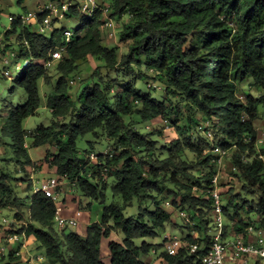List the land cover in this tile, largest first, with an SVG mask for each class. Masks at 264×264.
Masks as SVG:
<instances>
[{"label":"clouds","instance_id":"obj_1","mask_svg":"<svg viewBox=\"0 0 264 264\" xmlns=\"http://www.w3.org/2000/svg\"><path fill=\"white\" fill-rule=\"evenodd\" d=\"M129 2L130 0H22L18 5L17 0H0V155H9V149L14 152L11 160L7 164L0 162V166L10 177H26V183L23 184H14L11 179L0 180V184H8L14 188L8 196L0 195V200L7 203V210L0 208V264H180L181 261L195 264V261L188 262L187 257L205 245L211 250L210 253L196 257L203 264H221V261L223 264H249L255 260L264 264V205L259 200L264 195V188H261L259 182L255 183L254 188L249 185L244 192H241L240 187L253 179L248 171L252 167V160H257V167H264V154L259 152L260 148H264V100L251 101L247 98L249 91L253 96L264 97V88L260 87L264 82L260 79L264 76V63L253 69L250 62L248 68L240 73L239 79H233L231 75L240 68L241 53L245 50L242 46L246 43L244 32H249L247 40L251 39L253 33L261 34L256 25H264V0H258L257 6L251 11H248L251 8L250 0H192L193 8L182 7L184 0H168L170 11L182 13L189 18L182 30H194L193 21L197 28L207 25L209 19L213 23L227 26L228 31L222 33L226 45L222 51L223 58L228 61V76L221 81V87L227 86L225 90L233 104L243 103L244 107L235 109L231 114V128L236 133L232 137L231 146H225L222 151L218 145L222 138H226L222 132L225 128L223 117H206L204 111L207 109L201 111L198 101L187 100L177 89V95L164 101L165 118L160 143L147 153L133 151V142H119L121 133L130 135L131 131H149L155 127L148 119L125 126V121L119 118L125 101L115 95L118 91L117 84L132 80L140 72H147L148 76L158 75L155 70L146 69L143 64L137 65L135 54L132 60L123 55L132 47L135 38L120 44L114 35V26L108 20L111 12L125 7ZM148 2L149 0L136 2V7L144 13V25L140 31L145 35L154 34L158 38L157 55L161 50L165 55H181L187 44L177 43L174 50H170L171 41L169 45L163 43L168 40V36L175 39L174 33L178 26L156 23L151 17ZM213 2L222 3L226 8L232 5L230 14H196L195 10ZM72 4L79 5L78 14L86 13L89 16L100 9L96 23L90 29L86 27L82 32L76 33L83 38L82 43H73L75 36L71 31L74 24L79 22L78 18L73 16L72 19H66L63 15ZM22 8L25 9L23 13ZM45 9H51V13L46 18L41 17L38 22L35 13L44 12ZM9 13L22 16V32H14L6 37L4 33L8 31L9 21L14 19ZM125 13L128 14L118 13V17L123 15V19L119 20L121 26L129 21V15H135L129 13L127 8ZM56 17L59 20L54 22ZM99 20H106L108 23L101 27ZM62 26H67L69 30L63 34L57 33L54 45L29 35V32L50 35ZM24 29L27 31H23ZM210 30L211 28H205V32ZM93 37L95 41L90 43ZM101 37L106 39L102 41ZM101 43L108 49L118 45L115 52L109 51L107 54L108 66L96 69L94 75L80 71L77 66L84 64L86 53L103 51ZM140 58L142 61L145 59L142 50ZM125 60L128 61L127 64L123 63ZM30 61L23 86L18 85L17 91L9 96L6 91L9 83ZM40 65H43V69ZM57 65L60 67L59 73L56 71ZM129 69L131 74L125 75L124 72ZM59 74L66 77V84L60 87L64 91H70L71 95L67 102L61 100L59 106H53L49 100L58 88ZM89 80L99 81L97 103L111 104L117 111L116 118L106 113L102 123L85 126L84 121H77V112H82L85 121H93L98 116L96 111H83L82 101L78 99L80 89ZM147 84L152 85L155 91L145 87L144 79L138 80L135 87L151 91L149 100L152 97L163 99L165 84L154 83L151 79H147ZM90 91H95V88ZM5 97L10 101V107L5 108ZM131 102L129 98L127 103ZM17 104L26 105L31 114L41 108L53 113L51 119L42 117L48 133L46 136L35 131L31 114L24 113L23 110V114H18L14 119L9 118ZM135 107H141L139 101H135ZM24 114L28 115V119L23 118ZM143 114L147 115V110ZM189 116L195 122L192 125L187 123ZM173 118L184 124V127L177 125L178 139L175 141L170 140L167 135L171 128L168 121ZM154 119L159 120V115L154 116ZM65 123L68 128L62 130L60 125ZM76 123L82 125L79 133L72 128V124ZM97 129L100 130L98 138L94 135ZM245 131L250 135H245ZM69 135L73 137L71 144L59 143L66 141ZM252 136L257 138L255 143H252ZM150 139L151 136L146 137V140ZM89 140L93 141L91 145L87 143ZM161 144L171 148V152L162 149ZM125 149L136 161L130 181L132 189H125L127 203L122 207H107L108 204H117L107 194V190L116 183L118 173L126 175L120 155ZM213 150L214 155L220 156V159L217 161L213 158L210 161L211 167L209 164L196 162L213 154ZM101 152L110 161L107 165L104 159L97 157V153ZM79 157L89 161L87 167L80 162ZM69 159L72 163L64 167ZM141 159L162 168L164 171L160 175L177 171V190L181 194L188 189L190 194L201 195L191 185L197 175L210 180L211 186L203 189L207 201L204 204L191 202L197 209L203 207V212H197L196 219H192L190 209L181 212L171 207L173 198L180 204V195H169L167 190L159 195L155 191H140L142 176L148 173L146 166L138 167ZM233 159L236 163L229 164L228 170L236 172L239 168L241 175L225 177L223 170L226 160ZM222 178L233 181L225 186L224 191L228 196L232 193L227 192V188H232L233 192H241L240 199L233 200L229 208L231 221L220 211V206L226 201L218 196L220 189L216 184ZM85 180H91L92 184L85 183ZM164 183H167L166 176ZM249 191L253 193L250 199L255 201L253 213L236 208ZM150 195L155 196V201L149 198ZM73 199L84 213L83 218L68 214L64 202H71ZM145 208L157 212V215L167 210L169 218L154 224V219L144 213ZM233 209L239 215H235ZM137 210L143 213L140 223L147 224L152 235H144L143 228H129L127 232L123 230L128 227L123 223V218L134 216L135 223L139 219L134 215ZM14 213H19V217L13 219ZM206 221L210 223H204ZM241 222L248 227L238 231ZM188 233L193 237L191 241L187 239ZM229 237L232 239L229 240ZM105 248L111 252L106 262ZM10 251L13 253L11 259L8 258Z\"/></svg>","mask_w":264,"mask_h":264},{"label":"trees","instance_id":"obj_2","mask_svg":"<svg viewBox=\"0 0 264 264\" xmlns=\"http://www.w3.org/2000/svg\"><path fill=\"white\" fill-rule=\"evenodd\" d=\"M136 2L137 0H130L129 3L125 4V7L118 8L116 11H113L110 16L114 20H121L123 18V15H120L118 17V13L128 14L125 13V8L128 9L129 13H135L134 16L129 15V21L124 24L120 32L119 42L122 44H124L128 39L135 38L132 47L129 48L128 53L124 56H127L128 60H132L133 54H135V63L137 65L143 64L144 67L155 70L158 73L157 76L160 83L166 85V87L164 88L166 97H164L162 101H159L154 97L149 100V96H151V94L135 87V82L133 83L132 80L126 81L124 83H119L117 84L118 91L115 95L119 96L120 100L125 101L122 106L123 110L119 112V118L125 121V126L130 125L134 122L141 123L146 119L153 122L154 120H156L154 119V116L157 115H159L161 120H164V101L166 99H169L170 96L177 95L178 93L176 90L179 89L180 92L185 95L187 100H191L194 102L198 101V107L201 109V111L207 109L206 111H204V115L206 117H223L225 128L222 129V132L223 136L226 138H222L223 141L219 145L223 150H225V146L230 147L232 143V137L236 133V130L231 128V114L234 113L235 109L243 108L244 104L239 102L233 104V100L226 93L225 87L227 86L221 87V81L226 80L228 76V61L223 58L222 51L226 47L222 39V33L228 31L227 26H222L219 23H213L212 19H209L207 25H201L198 28L193 21L192 27L194 30L185 31L182 30V26L188 22L189 18L187 16L183 15L182 13L175 14L174 11H170L168 0H149L148 9L151 13V17L156 23H167L168 25L178 26L177 30L174 33L175 39H173L172 36H168V40H164L163 43L165 45H169V41H171L170 50H174L177 43L188 45L183 53H181V55L179 56L165 55L163 50H161L157 55L156 43L158 42V38L154 34L145 35L140 31V29L144 25V13L140 8L136 7ZM250 3L251 8H249L248 11H251L252 8H255L257 6L258 0H250ZM182 7L193 8L192 0H184ZM232 7V5H229L226 8L222 3L213 2L206 4L204 7H201L198 10H194L196 11L197 15L205 13L209 15H211L212 13H223L225 16H228L232 10ZM99 15L100 10L96 11L92 19L87 20L82 15H80V13L78 14V10L76 8H72L67 13V19H72L73 16H76L81 20L80 25L75 29V41H73V43H82L83 38L76 35V33L82 32L86 27L90 29L91 26L96 23ZM245 15H247V12L245 13ZM41 17L46 18V15H40L38 22L40 21ZM99 24L102 27L104 24V20H99ZM20 25L21 21H13L11 23L10 29H8V31H6L4 35L8 37L14 32H22ZM205 28H211V30L205 32ZM256 28L257 30H261V34L256 35L255 33H253L250 40H247L249 32L247 30L244 32L246 43L242 47L245 50L241 53L240 68L236 72L231 73L233 79H239L240 73L248 68L250 62L253 65V69L259 68L260 65L264 63V25L257 24ZM23 31H27V29H24ZM57 33L63 34L65 33V29H55L49 36L34 32H29V35L37 40L48 41L50 45H54ZM164 35H168V33H164ZM94 41L95 37H93L90 43H94ZM100 48H102L103 51H98L95 53L89 52L85 55L84 64L89 57H91L96 62V67L91 71V74L93 75L95 74L96 69L108 66V52L116 51V49H108L103 43H101ZM141 50L145 56V59L143 61L140 58ZM123 63L127 64L128 61L125 60L123 61ZM30 65L31 61L29 62V64L24 65L21 68L20 72L16 74L15 78L11 80L10 83L12 84V86L10 90V96L17 91L18 85L23 86V83L26 79L25 73ZM81 66L82 65L77 66L80 71ZM40 67L41 69H43V65H40ZM56 71L57 73L60 72L59 65H57ZM117 71H119V69ZM124 74H131V70H126ZM141 79H144V77L139 74L135 76L133 80L137 81ZM260 79L261 81H264V76H261ZM113 83H115V81H113ZM64 84H66V77L63 74H59L57 78L58 88L55 94H53L51 96V99L49 100V103L53 106H59V102L61 100L67 102L70 99V91H64L63 88L60 87ZM260 87L264 88V82L260 84ZM93 88H95V91H90V89ZM99 89V81L94 82L92 80H89L80 89V96L78 97V99L82 101L81 109L83 111L90 110L98 112V116L95 117L93 121H85L82 112H77V121H84L85 126L91 123L98 124L104 122L106 113L112 118L117 117V111L111 104L97 103L99 98ZM129 98H131V104L127 103ZM247 98L251 101L264 100V97L256 99L252 95H247ZM135 101L140 102V108L135 107ZM92 105H97V107L94 108L92 107ZM8 107H10V105ZM21 110H23L24 113L31 114V110L28 109L26 105H16V109L9 114V118L14 119L18 114H23ZM145 110H147V115L143 114ZM36 112L34 114H31V116H34ZM51 114L53 115L52 112ZM23 118L28 119V115L24 114ZM69 123H71V121H69ZM168 123L176 129L177 133L178 124L179 127H184L183 123H179L174 118L170 119ZM187 123L188 125H192L195 122L193 121L192 117L189 116L187 118ZM196 126L198 127L199 125L197 124ZM60 128L62 130L66 129L68 128V124H61ZM72 128L79 133L82 129V125L80 123L72 124ZM35 131L39 132L41 136H46L48 134L46 127L44 126L37 128ZM99 134L100 130L97 129V132L94 135L98 138ZM158 134L162 136L163 133L161 130H159ZM244 134L250 135V133H248L247 131H245ZM146 137H148L147 134L140 133L139 131H131L130 135L128 133H121L119 135V142H133L135 145L133 151L147 153L152 147L155 146V141L151 139L146 140ZM72 139L73 137L69 135L66 141H59V143L71 144ZM251 139L252 143H255L257 138L255 136H252ZM6 144L7 142H5V145ZM61 151H63V149H61ZM166 151L170 153L171 148L167 146ZM259 152L261 154H264V148H260ZM11 155H14V153H12ZM120 155L123 158L121 162L124 165L123 172L126 173V175L121 176V174L118 173L115 177L116 183L111 188L113 194L117 197H120L123 200L124 204H126L127 201L125 199V189H132L130 181L133 175V165H136V161L134 160L133 155L128 154L127 149L121 152ZM213 158L214 156L210 154L209 156L204 157L202 161L196 162L209 164V166L211 167L210 161ZM78 159H80V162L84 164L83 159H81L80 157ZM99 159H104L105 165L110 162L107 160L106 156L99 155ZM7 161H10V158L4 160V162ZM71 163L72 161L69 159L64 167H67ZM231 163L235 164L236 161L233 159L231 160ZM257 163V160L251 161L252 167H250L248 171L253 176V179L241 185L243 191L245 189H248L249 185L254 188L256 182H259L261 188H264V180H261V177H264V167H257ZM145 166L148 169V173L142 176V182L139 185L140 191L149 193L155 191V193L159 195L160 193L167 190V193L169 195H172L173 193L180 195V204L178 205L176 200L175 202L172 201L171 204L181 212L190 209L192 219H196L197 212H203V207L197 209L192 206L191 202L195 201L204 204L207 201V197L203 195V189L211 186L212 182L210 180L197 175V177L191 181V185L193 188L200 191L201 195L197 196L195 194H190L188 189H185V192L181 194L177 190L179 175L177 171H168L165 172L164 175H160V173L164 171L162 168L141 159L138 167L144 168ZM185 171H187V169H185ZM238 175H241L239 168H237L236 172L232 173L233 177H236ZM165 176L167 177V183H164ZM9 179L13 181L12 177H10L9 174L7 172H4L3 168L0 167V180ZM81 179L83 180L84 177H81ZM13 183L15 184L14 181ZM85 183L92 184V181L85 180ZM162 184L163 187H161ZM168 184L171 187H169ZM11 191H14V188L11 185L0 184V195L8 196ZM227 192L232 193V195L228 196L226 192L222 193V197L225 198L226 201V204L224 206V213L227 219L231 221L229 208L232 206L233 200L240 199L241 196L238 194H234L232 188ZM252 194L253 193L249 191L247 195L251 197ZM149 198L155 201L154 195H150ZM259 200L261 205H264V195H261ZM254 204V201L243 198L241 199L240 204L236 205V208H240L247 213H253L255 211L253 207ZM0 206L7 208L6 201L0 200ZM114 206L115 205H110L107 207ZM89 208H91V206H89ZM144 213H147L150 218L154 219V224H159L161 223V221H167L169 218V213L167 212V210L162 211L160 215H157V212H151L147 208H145ZM233 213L235 215H239V212H236L235 209H233ZM14 217L15 219L18 218L19 213H15ZM136 217H139V219H136L135 223H133L134 217H124L123 223L128 227L123 230L127 232L129 228H143L145 229L143 233L144 235H152V230L148 228L147 224L140 223V220L143 219V213H140L138 210ZM204 223L207 224L210 223V221H206ZM247 227L248 225H245L241 222L240 227L237 230L242 231ZM37 231H40V229H37ZM187 239L189 241L193 239L191 233L187 236ZM208 248L209 247L205 245L204 250L199 252V255H204ZM182 251L183 250H181V252ZM12 255L13 253L10 251L8 258L11 259ZM109 255H111L110 251ZM187 261H195V264H201L200 260H196V257L190 255L187 257ZM180 264H185V262L181 261Z\"/></svg>","mask_w":264,"mask_h":264},{"label":"rangeland","instance_id":"obj_3","mask_svg":"<svg viewBox=\"0 0 264 264\" xmlns=\"http://www.w3.org/2000/svg\"><path fill=\"white\" fill-rule=\"evenodd\" d=\"M21 2H22V0H17V4H18V5H19ZM24 11H25V9L22 8V9H21V12L23 13ZM9 15H10V16H13L14 19H12V20L9 21L8 29H10V26H11V23L13 22V20L18 19V18L21 16V15L18 14V13H9ZM122 19H123V18H122ZM122 19H121V20H122ZM78 21H79V22L75 23L74 26H73L72 29H71L73 35L75 34V29H76V28L80 25V23H81V20H80V19H78ZM54 22H57V21L54 20ZM126 23H127V22H126ZM126 23H125V24H126ZM114 26H115L114 35H115V37H116V38L118 39V41H119L120 32H121V30H122V28H123L124 25L121 26V25L119 24V21L114 20ZM102 27H104V26H102ZM61 28H64V29H65V32H66L67 30H69V29L67 28V26H62ZM61 28H58V29H61ZM4 34H5V33H4ZM42 34H43V33H42ZM47 36H49V35H47ZM105 39H106V38L102 37V41H104ZM119 43H120V42H119ZM103 44H104V43H103ZM120 44H122V43H120ZM117 47H118V45H117ZM117 47H113L112 49H116V50H117ZM127 53H128V51L125 52V53H123V55H126ZM95 67H96V62H95L91 57H89V58L86 60V63L83 64V65L81 66V71L91 73V71H92ZM145 68H146V67H145ZM146 69H148V68H146ZM152 70H153V69H152ZM155 72H156V71H155ZM139 74H141V75L144 77V80H145V87H146V88H150L151 91H155V88H154L152 85H148V84H147V79H151L154 83H160L158 76H157V75L148 76V75H147V72H140V73H138L137 75H139ZM137 75H136V76H137ZM134 78H135V77H134ZM134 78H133V79H134ZM133 79H132L133 83L135 82V84H136V82H137L138 80L135 81V80H133ZM11 86H12V84L9 83V86H8V88H7V90H6L9 96H10ZM140 89H141L142 91H145L143 88H140ZM151 91H145V92L151 94ZM164 93H165V89H164ZM247 95H252V93L249 91V92H247ZM252 96H253V95H252ZM164 97H166V93H165ZM164 97H163V98H164ZM253 97L256 98V99L263 98V97H258V96H253ZM154 98H155V97H154ZM156 99H157V98H156ZM158 100H159V101H162V99H158ZM4 103H5V108H7V107L10 105V101H8L7 97L4 98ZM17 105H19V104H17ZM51 116H52L51 111L47 110L46 108H41V109H39V110L36 112V114H35L34 116H31V122L34 124V126H35V130H36L37 128L41 127V126H44V127H45L42 117H45V118L51 119ZM152 124L155 125V127L151 128L149 131H139V132H140V133H143V134H147L148 136H151V137H152L151 140L155 141V145H156V144H159V143H160V139H161L162 136H163V134H162V136H160V135L158 134V131L161 130L162 127H163V120H161V119H159V120H154V121L152 122ZM169 125H170V124H169ZM205 131H207V130L205 129ZM162 133H163V132H162ZM167 135H168L169 139L172 140V141H175L176 139H178V135H177L176 129H175L173 126H171V128H169V130H168V132H167ZM222 141H223V140H221V143H222ZM87 143H88L89 145H91V144L93 143V141H92V140H89V141H87ZM160 146H161L162 149H165V150H166L167 145H165V144H161ZM9 151H10V152H9L10 154L7 155V156L0 155V162H3V164H7V163L9 162V161L4 162L5 159L10 158V160H11V158H12V155H11V154L14 153V152H13L12 149H10ZM85 151H86V150H85ZM99 155H101V156H105V153H102V152H101V153H97V157H98V159H99ZM80 158L83 159V161H84V165L87 167L88 164H89V161H88V160H85L83 157H80ZM229 164H232V163H231V160H226L225 169L223 170V173H224V176H225V177H227V176H232V173H233V172H230V171L228 170V165H229ZM0 167L2 168V166H0ZM97 167L99 168V166H97ZM52 175H55V174H52ZM94 175H95V174H94ZM232 177H233V176H232ZM12 179H13V181H14L15 183H21V184L26 183V177H24V176H16V177H12ZM57 180H58V177H57ZM231 183H233V181H231V180H226V179H224V178H222V179L220 180L221 191H222V193L225 192L224 189H225L226 184H231ZM168 186H169V184H168ZM169 187H171V186H169ZM240 187H241V192H244V191L242 190V186H240ZM229 189H231V188H227V191H228ZM232 190H233V189H232ZM241 192H233V193H234V194H238V195L241 196ZM107 194H108V195H111V196L117 201V204H116L115 206H117V207H122V206L124 205L123 200H122L120 197H117V196H115V195L113 194V192H112V188H110V189L107 190ZM244 199H247V200L253 201V200L250 199V196H248V195H247ZM172 201L175 202V198H173ZM172 201H171V202H172ZM254 202H255V201H254ZM64 203H65V205H66V210H67V212H68L69 210H72V211H70V212H73V211H74V213H73V215H74L77 211H79V212H81V213L83 214V217H84V213H83V212L78 208V206L75 204V199H73L71 202L65 201ZM225 204H226V202L224 203V206H225ZM110 205H113V204H108L107 206H110ZM89 206H91V205H89ZM89 206H88V207H89ZM171 207H172L173 209L178 210L176 207L172 206V204H171ZM0 208H3V209H5V210H7V208H5V207H3V206H0ZM68 209H69V210H68ZM178 211H180V210H178ZM137 212H138V210H137ZM137 212L134 214L135 216L137 215ZM0 215H2V213H0ZM14 215H15V213L13 214V219H15ZM125 217H134V216H125ZM189 234H190V233H188V235H189ZM104 253H105L104 261L106 262V261H107V257L109 256V250H108L107 248H105V249H104ZM8 255H9V253H8ZM250 264H256V260H255L254 262L251 261Z\"/></svg>","mask_w":264,"mask_h":264},{"label":"built area","instance_id":"obj_4","mask_svg":"<svg viewBox=\"0 0 264 264\" xmlns=\"http://www.w3.org/2000/svg\"><path fill=\"white\" fill-rule=\"evenodd\" d=\"M53 2H54V1H53ZM72 8H76V9L78 10V9H79V5H78V4H72V5L69 7L68 11L63 13V15L65 16L66 19H67V13H68ZM98 10H100V9H96L95 11H93L92 16H89V15H87L86 13H80V15H82L85 19L89 20V19H92V18L94 17L96 11H98ZM50 13H51V9H45L44 12H38V13H35V16H36L37 21H38L40 15H47V14H50ZM111 13H112V12H111ZM111 13L109 14L108 20H110V21L112 22L113 26H114V19L110 16ZM21 20H22V16H20L18 19L13 20V21H21ZM54 20H55V21H58L59 18L56 17ZM107 23H108V21L104 20V24H103V26H105ZM114 28H115V26H114ZM67 31H68V30H67ZM67 31H66V32H67ZM218 146L221 147L220 145H218ZM221 149H222V148H221ZM222 151H223V149H222ZM212 155L214 156V159H216L217 161H219L220 156H218V155H214V150H213V154H212ZM57 182H58V180H57ZM216 187H218V188L220 189V191H219V193H218V196L222 197V191H221V184H220V181H217ZM213 190H215V189H213ZM41 191H43V189H41ZM220 211H221V214H223V215L225 216V218L227 219V217H226V215H225V213H224V204H222V205L220 206ZM81 215H82V213L79 212V211H77V212L75 213V216H77V217H81ZM224 227H227V225H225ZM197 238H199V237H197ZM166 239H167V238H166ZM231 239H232V238L229 237V240H231ZM204 248H205V246H204L203 248H198V249H197V252H196V253H192L190 256H194V257L199 256V252L203 251ZM181 250H183V248H181L180 251H181ZM210 251H211V250L208 248V250L206 251V253H205L204 255H208V254L210 253ZM200 262H201V264H203V261H202V260H200ZM250 262H251V261H250ZM250 262H249V264H250ZM221 264H223V261H221ZM256 264H260L259 260H256Z\"/></svg>","mask_w":264,"mask_h":264},{"label":"crops","instance_id":"obj_5","mask_svg":"<svg viewBox=\"0 0 264 264\" xmlns=\"http://www.w3.org/2000/svg\"><path fill=\"white\" fill-rule=\"evenodd\" d=\"M68 210H69V209H68ZM70 211H72V210H69V211H68V214H69V215H73L74 211H73V212H70ZM74 215H75V214H74ZM80 218H83V214L81 215Z\"/></svg>","mask_w":264,"mask_h":264}]
</instances>
